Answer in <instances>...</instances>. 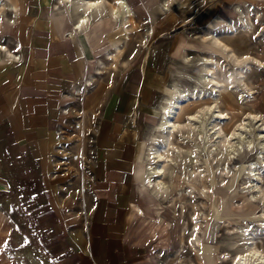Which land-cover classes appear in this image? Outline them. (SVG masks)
Here are the masks:
<instances>
[{
	"label": "crops",
	"instance_id": "obj_1",
	"mask_svg": "<svg viewBox=\"0 0 264 264\" xmlns=\"http://www.w3.org/2000/svg\"><path fill=\"white\" fill-rule=\"evenodd\" d=\"M111 1L117 5L116 0ZM126 1L132 6V0ZM159 1L145 3L153 20L152 34L159 31L156 23L161 17L169 14L158 7ZM58 3L0 0L1 251L9 257L8 238L18 235L15 253L22 254L14 259L16 264H153L150 249L155 241L140 236L135 221L141 226L142 218L133 216L136 209L145 213L137 206L141 196L147 198V210L150 202L141 185L142 143L132 128L137 101L134 83L142 77L131 80L132 62L126 53L118 79L124 74L119 82L128 85L103 97L108 102L96 138L98 154L88 172L92 197L86 224L66 215L58 205L57 187L66 180L53 158L64 115L61 111L68 110L70 98L86 87L81 83L85 73L90 74V63L126 41L125 33L108 30L105 23L88 36L77 33L70 37L69 25L64 26L54 8ZM69 20L73 24L74 19ZM195 47L182 40L174 55L180 58L184 50ZM95 76L87 80L91 81V94L99 79L107 78L101 74L93 83ZM13 165L18 169L14 171ZM8 208L19 212L13 222L4 214ZM142 248L144 260H140Z\"/></svg>",
	"mask_w": 264,
	"mask_h": 264
},
{
	"label": "rangeland",
	"instance_id": "obj_2",
	"mask_svg": "<svg viewBox=\"0 0 264 264\" xmlns=\"http://www.w3.org/2000/svg\"><path fill=\"white\" fill-rule=\"evenodd\" d=\"M147 1L132 0V6L126 1L130 9L132 8L131 11L137 23V28L130 31V43L123 44V54L116 65V69L111 65H107V70H103V72H106L103 75L106 74L107 78L105 80L99 79V83L95 87L96 91L93 94L88 91V87L92 85L91 81L89 83L87 81L90 74L86 72L81 86L87 84L88 86L76 91L78 93L74 94L73 98H70L72 102L68 112L62 115L58 130L59 140H55L56 146L53 155L58 167L57 171L64 180L66 179L61 188L57 187V189H60L58 205H60L66 215L76 217L81 225L86 224L87 215L90 212L92 196L88 172L92 160L98 154L96 138L102 127L103 111L106 108V102H108L103 97L107 96L109 92H118L120 86L125 87L128 85V82L125 84L119 82L125 76L124 74L121 79H118L120 77V66H125L123 62L125 61V53L127 59L132 62V66L129 68L132 73L131 80L137 81L142 77L141 82L134 83L137 101L133 110L132 128L138 134L139 144L147 143L153 133V127L148 129L150 124H152L149 118L156 117L155 109L159 110L161 107V105L157 106V103L164 93L163 89L179 84L181 82L179 74L189 73L190 71L183 64L182 56L188 55L191 67L197 69L201 57L210 56L208 52L198 48L200 43L202 44L200 38L205 36L207 31L217 26L222 27L228 21H236L239 17L235 11L236 4L240 5L245 13L247 9L243 1L250 3V0H178L170 11L172 13L166 12L169 14L162 16L160 21L156 23L160 27L159 31L151 34L153 31V20L148 11L149 9L147 10L145 7ZM163 1H159V8L162 7ZM252 9L253 12L259 11L264 16V4L257 2L253 4ZM222 10L223 12L221 13ZM242 18L247 20L244 15H242ZM261 20L264 22V17ZM217 22L220 23L213 27V24ZM180 23L182 25L177 27ZM255 27H257L256 24ZM182 40L190 42L196 47L188 52L184 50L185 52L183 51L182 56L179 58L174 53L178 43ZM262 40L256 39L254 35L240 34L231 44L239 55L251 54L264 60V47L258 48ZM106 54L98 57L95 61H98V59L104 61ZM221 65H225V63L221 62ZM95 66V68H98L99 64L96 63ZM226 68H230L231 72L237 75L236 69L230 66ZM191 72L196 74L195 70ZM240 72L243 75L242 80L252 88L253 94H248V91L241 86L240 90L243 93H240L238 100L235 96V100L229 97L228 100H225L226 94L224 92L218 94L220 105L227 109V117L229 118L224 121V125L222 124L225 132H229L238 125L248 111L259 112L264 115V68L257 70L251 65V67L248 66L246 69L240 68ZM217 74L222 78L221 71H218ZM98 76H95L93 83L96 82ZM182 89L185 88L182 86ZM88 94L90 98H88ZM84 98L88 99L87 102H85ZM81 121L82 124L80 123ZM78 127L79 132H77ZM257 129L258 127L255 126V123L249 120L248 127L243 135L245 140H240V145L237 148L239 152H236L234 157L230 158L231 161L228 162L230 164H228V177L224 178L223 183L220 184L219 180L221 178L219 174L220 167L214 168V163L211 168L208 167L210 176L208 184L211 187V191L207 197H202L197 187L193 190L194 200L183 196L184 190H188L183 180L186 165L183 159L178 163L175 167L176 169L170 174L169 182L173 190H177L178 194H181L178 199L182 200L185 208L183 215L179 212L172 213L169 209L156 214V211L152 210L154 202L150 198L147 210V198L141 196L137 206L145 212L143 213L145 218H153L157 225L148 234V231L146 232L143 226H140V221L136 220L135 230L140 233V236L148 237L155 241L154 247L150 249V256L155 258L156 264H176L175 260L179 254L178 250L181 249L180 242L183 240L185 243L187 237L192 233V231H188L187 224L190 214L196 210L192 205L193 202L196 204L204 203V206L197 208L198 210L201 209L200 213H198L199 217H201L198 235L202 241V247L198 249V252H201V254L198 255V253L191 252L185 243L181 254L184 264H230L234 254L246 250L250 244L264 250V230L259 228L257 222L261 219L259 215L261 211H264V204L257 200L256 193L255 198L252 199L250 197L249 200L248 195H251L253 191L256 192L255 190L247 189V185L243 189L244 184L248 180L254 179L249 172V168L256 167L259 169V179L256 178L254 183H258L264 192V164L256 159L258 156L256 155L257 140L255 137ZM60 132L63 133L60 134ZM246 141L251 142L250 148L246 146ZM191 143V141H187L181 146H190ZM199 152H202L201 148ZM179 154L180 157L186 155L185 148ZM78 155H81V157H78ZM197 159L199 163L203 162L201 155H197ZM17 167L13 165V170H17ZM224 201H226L225 207ZM4 212L5 215L10 216L12 222L15 219V214L17 216L19 214V212H13L10 208L4 210ZM201 214H204V216ZM204 221H207V223ZM244 229L247 230L245 235L242 234ZM248 233L249 235H247ZM244 238L248 239L244 241ZM166 239L169 240V243L163 241ZM18 240V235H15V238H8L7 247L11 250L8 254L9 258L1 251L0 238V264H16L14 259H18L17 255L22 254L15 253V247L19 245L17 243ZM155 248L159 250L155 251ZM142 250L144 253L140 260L146 259V251L144 248ZM206 252L210 254L205 255ZM137 262L139 261L133 264Z\"/></svg>",
	"mask_w": 264,
	"mask_h": 264
},
{
	"label": "bare ground",
	"instance_id": "obj_3",
	"mask_svg": "<svg viewBox=\"0 0 264 264\" xmlns=\"http://www.w3.org/2000/svg\"><path fill=\"white\" fill-rule=\"evenodd\" d=\"M57 1L59 3L55 4L54 8L59 17L63 19L64 26L69 25V36L72 38L77 33L80 36H88L96 31L97 26L99 28L105 23L108 25V30L113 28L125 33L126 41L124 43H130V31L137 28V23L131 11L132 8L130 9L125 0H116L117 5L111 0H99V3L96 0ZM177 1L164 0L161 10L170 12ZM257 2L264 4V0H250L251 4L243 1L247 9L245 13L242 7L236 4L235 11L239 16L236 21H228L222 27L217 26L220 23L217 22L213 24V27L217 26L216 28L207 31V34L200 38L202 44L200 43L199 48L208 52L210 56H202L197 69L191 67L188 55L182 56L183 64L189 68V73H180L181 82L179 84L163 89L164 93L160 100L162 104L159 103L161 107L159 110L155 109L156 117L149 118L152 121L150 127H153V133L147 143L143 142L141 144L140 158L143 162L141 185L154 202L152 210L156 211V214L167 209L171 210L172 213L179 212L182 215L185 213L183 202L178 199L181 194H178L177 190L174 191L169 182L170 174L182 159L186 165L183 180L184 184L187 185L186 189H188L184 190V197L193 199V190L196 187L199 188V194L202 197H207L210 194L208 167L211 168L213 163L215 164L214 168L220 167V173L218 172L221 175L220 184L224 182V178L228 177V162L231 161L230 158L234 157L236 152H239L237 148L240 145V140H245L243 135L248 127L249 120L253 121L255 126L258 127L255 134L257 140L256 155H258L256 159L264 164V115L259 112L248 111L238 125L229 132H225L222 126L224 121L229 118L227 117V109L220 105L218 95L220 92H224L226 94L225 100H228V97L232 100L237 97L238 100L240 93H243L240 90L241 87L248 91V94H253L252 88L242 80L243 75L240 68L246 69L251 65L257 70L264 68V60L251 54L239 55L231 44L234 39L243 34L254 35L259 40L263 39L258 48L264 47V22L261 20L264 16L259 11L253 12L252 9L253 4ZM93 5L95 6L93 7ZM242 15L247 20L242 18ZM69 18L74 19L73 24ZM255 24L257 27H255ZM123 49L124 45L121 46L118 43L112 46L111 52L105 55L104 61L98 59V61L91 62L90 77L103 74L105 72L103 70H107V65H111L116 69V65L123 54ZM2 50L5 51L6 48ZM221 62L225 65L222 66ZM96 63L99 64L98 68H95ZM227 66L236 69L237 75L231 72L230 68H226ZM192 70H195L196 74H193ZM218 71H221L222 78L217 74ZM182 86L185 89H182ZM78 130L79 127L77 132H79ZM186 139L192 142L191 145L181 146L184 142H187ZM245 144L250 148V141H246ZM184 148L187 154L180 157L179 153ZM200 148L202 149L201 153L199 152ZM197 155L202 156L203 162L199 163ZM79 156L81 157V155ZM249 172L254 179L248 180L243 189L247 185V189L255 190L256 192L253 191L251 195H248L249 200L250 197L255 198L256 193L257 200L264 204V192L258 183H254L256 178L259 179V169L252 167L249 168ZM177 203L179 204L177 205ZM192 205L196 210L190 214L187 224L188 231H192V233L187 237L185 243L191 252L200 255L201 252H198V249H201L202 241L198 232L200 231L201 217L198 213L201 209L198 210L197 208L204 206V203L196 204L193 202ZM225 206L226 201H224ZM136 210L133 216L142 218L141 227L143 226V229L150 234L157 225L155 220L149 217L145 218L141 210ZM201 215L204 216V214ZM259 217L261 219L257 221L258 226L264 230V211H261ZM204 222L207 223V221ZM246 232V229L242 230L243 235ZM247 239L244 238L243 240ZM163 241L169 243L168 239ZM180 243L181 249L178 250L176 264L185 263L181 256L185 243L183 240ZM208 254L210 253L206 252L205 255ZM152 262L156 264L154 259ZM230 264H264V250L250 244L246 250L235 253Z\"/></svg>",
	"mask_w": 264,
	"mask_h": 264
},
{
	"label": "built area",
	"instance_id": "obj_4",
	"mask_svg": "<svg viewBox=\"0 0 264 264\" xmlns=\"http://www.w3.org/2000/svg\"><path fill=\"white\" fill-rule=\"evenodd\" d=\"M67 112H68L67 109L61 111V113L64 114V115H65Z\"/></svg>",
	"mask_w": 264,
	"mask_h": 264
},
{
	"label": "snow or ice",
	"instance_id": "obj_5",
	"mask_svg": "<svg viewBox=\"0 0 264 264\" xmlns=\"http://www.w3.org/2000/svg\"><path fill=\"white\" fill-rule=\"evenodd\" d=\"M96 2L99 3V0H96ZM94 6H95V5H93V7H94Z\"/></svg>",
	"mask_w": 264,
	"mask_h": 264
}]
</instances>
